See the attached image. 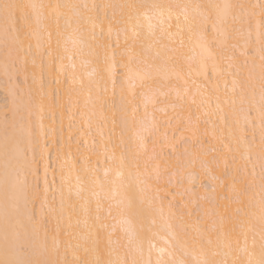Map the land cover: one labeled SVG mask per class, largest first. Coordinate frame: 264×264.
Listing matches in <instances>:
<instances>
[{
    "label": "bare ground",
    "instance_id": "bare-ground-1",
    "mask_svg": "<svg viewBox=\"0 0 264 264\" xmlns=\"http://www.w3.org/2000/svg\"><path fill=\"white\" fill-rule=\"evenodd\" d=\"M17 2L43 4L46 6H54L56 4L116 6L97 10L100 20H103V32L101 33L100 26L95 29L96 41L91 39L89 32H85V43L81 44L79 37L73 33V28L75 27V24H73L72 28L64 30L65 36L61 39L59 46L56 44L55 37L53 38L51 57L48 55L47 33H43L40 36L39 49L37 48L38 39L36 37L25 39L23 47L31 45L29 57L24 56L25 51L29 49L28 47L25 48L26 50L23 49L25 50L24 53L22 52L23 54L20 53L21 58L18 61H21L22 75L24 73V77L28 76V72L31 71L34 74L33 78H36L34 83L38 89H35L37 88L35 86V88L29 89L33 90L32 93L28 91V94L29 92L31 93L34 105L40 103L41 90L52 97L51 100L46 99L44 101L42 113L38 107L34 106L33 115L30 118L31 127L35 133L32 143H29L26 130L29 123L28 112L20 104L19 106H23L21 108L26 113L24 115L21 111V115L26 116L25 123L19 125L18 122L17 126H19H16L15 129L19 138L20 156L23 157L27 153L26 149L29 150L26 156L37 150L38 153L35 155L39 157L41 163L39 171H37L35 164L32 165L35 175L32 177L31 174V177H28V184L33 192L38 184L36 181H39L38 203L35 201L39 208L35 215L37 219L41 220L43 225L41 228V239L44 228L47 226L43 223L45 221L44 213L41 212V200L45 195L43 190L45 188V180H47L48 191L46 195L48 202L51 204L53 197H55L54 204L57 209L60 208L61 190L63 191L65 210L63 219L60 221L59 230L56 227L57 218L48 215L50 228L53 226L52 224L55 225V230L52 227L51 230L54 231L49 234V244H51L52 235L58 233L62 253L70 238L75 237V239H72L75 244L80 237L88 236L90 229L93 232L96 231L98 225L95 217L97 215V202L99 201L101 205L99 212L101 222L107 225V228L100 230L103 238L101 247L105 249L104 258H108V237L111 234L112 240L119 242L111 246L116 249V252L112 254L113 259L118 257L127 259L129 264H131L132 259L145 262L150 260L151 264H156L158 259L163 261L183 260L185 264H196L197 260L204 258L201 254V247L206 252L209 251L210 246L207 243L209 239L213 241L211 248L215 250L218 237L222 241V234L230 233V238L233 241V250L229 251L221 244L219 247L220 254L214 257L209 255V258L217 261L226 260L228 264H232L234 260L244 261V264H247L248 255L239 251L235 243L238 239L239 248L245 247V237L241 234V230L234 221L236 210L239 208L241 209L240 218L249 220L252 226V231L247 234V248L253 254V258L258 259L260 256L262 230L260 220L262 193L260 165L257 160L258 148L254 147L252 152L253 163L247 164L249 175L244 178V184L251 185V187L247 196L241 197L240 200L242 202L238 203L236 202L235 194L228 192L227 188L220 184V181L211 179V175L220 176L223 179V164L221 163L219 168L211 165L213 171L209 174L206 170L207 166H202L200 163V159L211 160L214 154L213 149L221 150L223 148L218 137L221 129L224 130L225 136L227 135V127L221 123L219 114L216 116L205 114L206 111L210 112L215 109L216 100L214 98L211 108L207 106L201 108L198 105L202 94H205V90L214 88L218 84L221 107L225 109V112H228L230 109L223 101H230L232 98L237 99L236 109L237 114L240 115L241 126L247 127V139L249 141L252 140L253 125L245 124L243 115L239 113V89H237L234 97L232 93L233 75L229 73L228 66L232 62L242 66L243 71L238 77L240 80L247 81L249 73L251 74V85H246V92L249 99L254 97L253 103L258 107L261 95L262 61L259 53L260 44L257 40L255 21H253L250 40H248L247 28L245 27L244 35L238 39L230 40L228 42L229 47L226 50H222L218 44L219 34L212 30V21L216 19V9L208 6L225 3L248 5L256 4L259 0H100L98 3L96 0H17ZM132 3L146 5L186 4L201 5L203 7L199 11L194 8L189 9L190 20L195 16L197 21L191 32L184 22L183 15H180V24L184 30L182 33L177 34V20L175 15H173L172 19L164 25L165 29H167L168 24L172 25L170 31L173 36L169 37L167 32L161 33L160 28L156 27V37L151 41H144L142 46L139 42H134L131 35V24H135L137 21L133 19L130 24L128 22L130 10L120 7ZM28 11L31 12V9ZM44 11L45 14H48L53 10L46 8ZM62 11L72 17L79 10L63 9ZM182 11V9H178L177 13ZM199 13H203L204 17L210 18L206 31L198 27L201 19ZM105 14L107 19H105ZM114 16L115 19L113 20ZM109 20H113L111 36L108 34ZM116 21L121 22L117 24ZM139 23L142 25V33H146L148 22L143 19V16H141ZM152 23L153 25H158L159 21L154 18ZM61 25L63 29V19L61 20ZM218 27H220L219 24ZM226 27L231 31L233 27L231 19L228 20ZM235 27H239V25L237 24ZM87 28L90 31L91 25H88ZM124 28H128L129 39L126 43L124 32H120V49L118 51L127 49L136 60L140 61L139 68L142 73L146 74L142 81L139 78H135V103L139 105V109L134 119L131 110L125 115L121 109L119 82L123 78V70L118 69V73L120 72L121 74L119 73L120 75L117 77L118 86L116 89L113 90L109 84L108 91L105 93L103 91L104 81L101 80V75L98 74L99 69L103 65L104 50L97 49L99 58L95 55H89V46L95 48L97 42H110L115 46L117 30ZM181 39L183 43H181ZM1 40L4 41L2 32H0ZM65 42L70 50L68 55L71 54L72 50L77 51L73 61H69L68 56L64 53ZM232 44H236L237 47L232 49ZM9 46L12 47L10 42ZM81 48L83 49L82 54L79 51ZM248 48L254 51V55H241V52ZM2 50L5 51V49H1L0 52ZM10 50L13 49L8 48V51H5L7 52L6 54L2 51L5 55L1 52L2 56L0 57L3 60L5 59L4 62L7 59L9 60L7 56H9ZM233 55L236 58L235 61L229 59ZM10 56L12 57V54ZM117 59L120 60L121 57L118 55ZM3 60L0 61L2 68L5 65ZM123 60L127 62L128 55H125ZM246 60L247 64L245 65ZM72 62L76 64L77 83L75 86L70 85L68 82V74L72 71L68 66ZM205 62L207 63L206 69L204 67ZM61 64L67 68V71L62 72L60 70ZM214 64L217 73L215 76L212 75ZM42 69L45 74L44 77L48 78L45 83L41 81V76L39 77ZM94 69H97V73H94ZM205 71L211 77V80L205 78ZM235 71V68L231 70L232 73H235ZM103 75L106 79V73ZM57 80L60 82L57 83ZM81 80L85 85L82 89L80 88ZM53 82L56 83V87L52 86ZM90 84L91 91H89ZM13 87H16L15 84ZM53 87L55 98L53 97ZM20 91L22 92L21 89ZM178 92L184 97L183 101L178 100ZM113 93L118 96L116 97L118 98V103H116L115 107L111 106L112 103L110 105L113 99L109 97ZM20 95L16 96L20 98ZM145 97H147V100H145ZM193 98L196 99L197 104H190ZM128 99L131 100L132 97L129 96ZM19 101L17 99V102ZM23 102L27 104L28 100L25 99ZM145 103H147V107H145ZM11 104L10 102L9 105L11 106ZM244 107L247 110L248 105L245 104ZM11 109L9 110L12 115ZM190 114L193 119L196 115L200 116L199 130L195 135L193 134V126L188 124ZM252 115L257 117L256 108H253ZM153 122L154 127H150L148 131H145V128L152 125ZM41 123L43 124L42 132L40 129ZM117 123L118 126L116 127ZM3 124L4 122L1 120L0 186H2L6 164L3 150L4 130L2 129L4 128H1ZM121 129L122 132H120ZM254 130L255 146H258L260 143V122L258 117L254 121ZM119 134H126L124 135L126 137L121 135L123 136L121 138ZM46 137H49L48 145H54V170H51L48 165V153L51 150L49 147L53 145L47 147ZM125 138H129V140H125ZM58 148L62 149L59 153V159H57ZM186 149L187 151H185ZM42 151L43 158L41 156ZM154 153L157 155L155 159H152ZM197 154H199L200 159H197L194 165L189 166L188 161L195 159ZM235 155L237 164L242 167L246 161L241 159L239 153ZM244 155L246 156L247 153H244ZM8 162L10 164L15 163L11 154L8 157ZM157 164L160 165L161 172L159 181L155 180ZM253 164H255L254 176L252 175ZM106 168L109 169L107 179L104 176ZM90 169H94L95 172L90 171ZM117 172H120L121 175L117 176ZM193 172L197 174L195 185L197 196L195 198L184 194V188L189 187L191 184L190 174ZM148 174H151L153 179L148 185H145L143 178ZM169 179H171V184L168 183ZM180 179H183V185L178 188L177 181ZM203 182H206V184L203 185ZM224 183L226 185L230 183V180H225ZM157 188H159V192ZM213 188L216 189L215 192L212 191ZM223 196H231L232 202L222 199ZM3 205L4 194L2 187H0V258L3 257L4 248ZM29 209L30 211L33 210L31 207ZM44 210L47 212V207ZM196 212H199V214ZM245 213H249V216L246 217ZM17 219L22 221V223L18 225L17 233H10V240L24 242L26 239L24 225L27 224V218H13L12 223H17ZM69 222L72 225L71 229L68 228ZM69 232H71L72 237L68 235ZM130 239L133 241L131 252L129 250ZM149 239L157 245V249L151 252H149ZM165 241L168 243H165ZM253 241H255V246H253ZM138 243L141 244L142 253L135 250ZM160 248H164L166 251L162 254L158 251ZM81 255L83 254L81 253ZM72 258L71 253H69L67 259L71 260Z\"/></svg>",
    "mask_w": 264,
    "mask_h": 264
},
{
    "label": "snow or ice",
    "instance_id": "snow-or-ice-1",
    "mask_svg": "<svg viewBox=\"0 0 264 264\" xmlns=\"http://www.w3.org/2000/svg\"><path fill=\"white\" fill-rule=\"evenodd\" d=\"M109 7H116L113 5H73V4H56V5H43V4H25L21 2H17V0H0V32L3 34V38L5 41V46H9V41H11L12 49L16 53V60H19L20 53L23 52V45L26 38L36 37L38 39L37 48H40L39 38L43 33H47V43L49 46L48 55L51 57V45L53 38L56 39L57 46L60 45L61 39L65 36V31L67 28H72L73 24L75 27L73 28V33L79 37V42L81 44L85 43L84 41V33L89 32L91 39L93 41L97 40V36L95 33V29L100 26L101 33L103 32V20H100L98 9H107ZM121 8L129 9L128 22L131 24V21L135 19L137 22L135 24H131V35L134 42H139L142 46L144 41H151L156 37L155 28L159 27L161 33L167 32L169 37L173 36V33L170 31L172 25L168 24L167 29L164 28V25L167 21H170L175 15L177 24L176 28L178 30L177 34L183 32V28L180 24V15H183L184 22L188 26V30L191 32L194 25L197 24L195 16H193L190 20L189 17V9L194 8L199 11L203 6L201 5H180V4H127L120 6ZM208 7L216 9V19L212 21V30L214 32H218L220 39L218 40V44L221 46L222 50H226L229 47L228 42L233 39H238L244 35V29L247 28V37L250 40L252 36L253 30V21H255V30L257 35V40L260 44L259 53L262 61V74H261V95L259 100V106L253 103V99H249L246 92V85H251V74L249 73L247 81H243L238 79L241 72L243 71L242 66L238 65L235 62L229 63L228 70L229 73L233 75L232 80V93L235 97L237 93V89H239V113L243 115V120L245 124L253 125V137L252 140L249 141L247 139V127L241 126L240 115L237 114V99L232 98L229 100H224L223 103L227 104L230 111L225 112V109L221 107V97L219 93L218 84L214 88H208L205 90V94H202V98L199 102L198 107L207 106L211 108L213 98L216 100V107L212 111H206L205 114L209 116H216L219 114V119L221 123L227 127V135L225 136L224 130H220V135L218 139L220 143L223 145L221 150L213 149V155L211 160H203L200 159L199 154L196 155L195 159H190L188 161V165L192 166L196 163L197 159H200V163L202 166H207L206 170L209 174L212 173L211 165H215L219 168L220 164H223V179L220 176L211 175V179L214 181H220L222 186H225L228 192L235 194L236 202H242L240 200L241 197L247 196L248 191L251 185L244 184V178H246L248 173L247 164L253 163L252 161V152L254 147L258 148L257 152V160L260 165V183H261V200H260V220L262 224L261 230V244H260V256L258 259L253 258V254L247 248V234L249 231H252V226L249 220L241 219L239 213L241 209L237 208L236 215L234 217V221L236 226L241 230V234L245 237V247L239 248V240L235 241L237 249L242 251L248 255L247 264H264V0H259L256 4H216L210 5ZM51 8L53 11L51 13L45 14V9ZM31 9V12L28 10ZM63 9L69 10H79L74 16L69 17ZM178 9H182L181 13H177ZM146 10V11H142ZM258 10V11H257ZM150 12L152 13L150 15ZM95 14V15H94ZM201 19L199 21L198 27L206 31L207 24L209 23L210 18L204 17L203 13H199ZM141 16L143 19L148 22L147 24V32L142 33V25L139 23ZM166 17V19H165ZM157 18L159 23L158 25H153L152 20ZM63 19L64 25L62 29L61 20ZM105 19L107 16L105 14ZM115 16L113 17V20ZM231 19L233 27L231 31L226 27L228 20ZM113 20L108 21V34L111 36L113 32ZM121 21H116L119 24ZM218 24L220 27H218ZM239 25V27H235V25ZM88 25H91V30L87 28ZM123 31L125 35V42L129 39L128 36V28L117 30V40L115 46L109 43H100L97 42L96 47L92 48L89 46V55H95L99 58V52L97 49L104 50V59L103 65L99 69L98 74L101 75V80L104 81L103 91L107 93L109 84L113 88L116 89L118 86L117 77L119 75L118 69L123 70V78L119 82L120 95H121V109L125 115H127L128 111L131 110L133 119L138 112L139 105L135 103L136 100V92H135V78H139L141 81L145 78L144 73L141 72L139 68L140 61L136 60L127 49L124 51H118L120 49L119 36L120 32ZM75 43V42H74ZM181 43L183 40L181 39ZM247 43V41H246ZM237 47L236 44H232L231 48L235 49ZM110 49V53H109ZM31 50V45H29V51ZM69 49L66 46L64 47V53L68 56L69 61H73L75 56L77 55L76 50H72L71 54L68 55ZM82 54L83 49H79ZM9 55H11V51H9ZM120 56L121 59L118 60L117 56ZM128 55L127 62H124L123 57ZM243 56H252L254 55V51L251 48L246 49L241 52ZM63 59V57H61ZM235 61V57L229 58ZM35 62V61H33ZM247 64V60L245 61V65ZM71 68V72L68 74V82L70 85L75 86L77 83L76 80V64L74 62L70 63L68 66ZM205 69L207 68V63H204ZM235 68V73H232L231 70ZM62 72L67 71V68L61 64ZM94 73H97V69L93 70ZM5 75L9 76V80L11 76L9 74L8 64L5 63L4 66ZM106 73V79L103 74ZM205 78L211 80V77L208 76L207 72H204ZM213 76L217 75L216 66L213 65ZM60 81L57 80V83ZM85 85L83 81H80V88H84ZM97 87H99L97 85ZM9 95L13 97V109L11 121H9L7 115V105H5V116H4V144L3 150L5 155V172L4 178L2 182V191L4 194V205H3V216H4V248H3V257L0 258V264H129L127 259L121 258H112V254L116 252V249L111 247L114 243L118 244L119 242H114L111 238V234L108 237V258H104L105 249L101 247L103 243V238L101 236L100 230L107 228V225L101 222V217L99 215L101 205L99 201L97 202V215L95 217L98 228L95 232L91 229L89 231L88 236L80 237L77 242L74 244L72 239L71 232L68 235L70 238L64 249L63 253L61 252V247L58 239V233L53 234L51 237V244H49V233L46 228L43 231V237L41 239V228L43 227L40 219H37L34 211H30L28 205L29 203L35 202L37 198H39V186L37 184L36 190L33 192L30 189L28 184V175L31 173L35 175L32 164L35 162L29 161L26 154L21 157L19 154V138L16 135V125L18 123V116L22 120L23 117L20 113L19 106L16 105V91L12 87H8ZM89 91H91V84L89 85ZM187 94V93H185ZM29 99L28 103L24 104L23 98H20V103L24 106V108L28 112L29 123L27 126V135L29 138V143L33 142V138L35 136L34 130L31 127L30 118L33 115L34 106L39 108V111L43 112V103L46 99L51 100L52 97L44 93L41 90L40 93V103L38 105H34V101L31 98V93L28 94ZM131 96L132 99H128ZM177 98L180 101L184 100V97L177 93ZM147 100V97H145ZM190 104H197L195 98L191 99ZM245 104L248 105L247 110H245ZM52 107V105H50ZM145 107H147V103H145ZM253 108H256L257 117L260 122V143L258 146H255V130H254V121L257 117L252 115ZM54 118V113H53ZM200 116L196 115L193 119L190 114L188 117L189 126H193V134L195 135L198 129ZM150 127H154V122L149 127L145 128V131H148ZM11 129V131H10ZM41 132L43 131V124H40ZM54 131V130H53ZM70 147V145H69ZM62 149H57V159H59V153ZM187 151V149L185 150ZM239 153L242 160L246 162L241 167L236 162V155ZM244 153H247L245 156ZM12 155L14 164H10L8 162L9 155ZM157 154H153L152 159L156 158ZM41 156L43 158V151L41 152ZM11 169V170H10ZM47 171V169H46ZM90 171L95 172L94 169H90ZM117 176H120L121 173L117 172ZM252 175H255V164H253ZM105 179L109 176V169H105L104 171ZM98 179V178H97ZM153 179L151 174L145 175L143 178V183L148 185L149 182ZM161 179L160 165L157 164L155 168V180L159 181ZM191 184L189 187L184 188V194L189 195L192 198L197 196V190L195 186V180L197 179V174L195 172L190 174ZM225 180H230V183L225 185ZM171 184V179L168 181ZM183 185V179L177 181V187ZM239 186V187H238ZM202 187H204L202 185ZM62 189V186H61ZM207 191V189L205 188ZM44 197L41 200V212L44 213L45 207H47L46 215L53 216L57 218V230L60 228V221L63 219V214L65 210V203L63 197V191L61 190V203L60 208L57 209L54 204L55 197H53V202L49 204L47 199V180H45V188H44ZM159 192V188H157ZM213 192L216 191L215 188L212 189ZM207 198V197H203ZM222 199L228 200L232 202L231 196H223ZM227 210V209H226ZM245 216H249V213H245ZM26 217L27 224L25 227V235L26 239L24 242H20L19 240H10V233L15 234L18 231V225L22 223L19 219H17V223H12L13 218ZM72 225L69 222L68 228L71 229ZM95 227V225H94ZM223 240L221 241L218 237V242L216 244V249L213 250L211 246L213 245V241L209 239L207 241L210 246L209 251H205L203 247H201V254L204 257L203 259L197 260L196 264H228L225 261H217L215 259L209 258V255L212 257L220 254L219 247L223 244V247L227 248L229 251L233 250V241L230 238L231 234H222ZM90 241V246H89ZM133 241L129 240V250L132 251L131 245ZM165 243H168L165 241ZM149 244V252L154 249H157V245L152 242L151 239L148 240ZM253 246H255V241H253ZM136 251H140L142 253L141 244L138 243L136 246ZM162 254L166 251L164 248L158 249ZM71 253L72 259L68 260L67 256ZM81 253L83 255H81ZM227 254V253H226ZM171 255V254H169ZM63 256V258H61ZM131 264H151V261H143L132 259ZM156 264H185L183 260L178 261H163L158 259ZM232 264H244V261L234 260Z\"/></svg>",
    "mask_w": 264,
    "mask_h": 264
},
{
    "label": "rangeland",
    "instance_id": "rangeland-1",
    "mask_svg": "<svg viewBox=\"0 0 264 264\" xmlns=\"http://www.w3.org/2000/svg\"><path fill=\"white\" fill-rule=\"evenodd\" d=\"M98 1H100V0H96V2L98 3ZM108 9V8H107ZM0 42H2V43H0V50L1 49H5V51H8V48L10 49H12V47H7V50H6V46H5V42L3 41V40H1ZM4 42V43H3ZM10 43H11V41H9ZM3 44V45H2ZM2 46V47H1ZM4 47V48H3ZM28 46H25V47H23V49H25V48H27ZM46 47V46H45ZM29 48V47H28ZM26 50V49H25ZM25 50H23V53H24V51ZM5 54L7 53V52H5L4 50H2ZM1 51V52H2ZM11 51V54H12V57L9 55V56H7L8 58H9V60L7 59V57H6V62H4L5 61V59L3 60V59H1V57H0V61H2L3 60V63L5 64V63H7L8 64V68H9V74H10V76H11V79L9 80V76L8 75H5V72H4V67L2 68L1 67V65H0V67L2 68V70H1V68H0V112H1V115H0V123H1V120L4 122V116H5V105H7V109H8V111H7V115H8V118H9V121H11V119H10V117L12 116L11 114H10V110L9 109H13V107H14V105H12L13 104V100H12V96H10L8 93H9V91H8V87H12V88H14L13 86H14V84H15V90H16V95H20V93H21V97L22 98H24L23 100H25V99H27L28 100V98H29V96H28V91H31V90H29V89H33V88H35V86L37 87V85L34 83L36 80V78H33V76H34V74H32L31 73V71L30 72H28V76H25L24 77V73H23V75H22V71L21 70H23L22 69V66H20L21 64H20V62L21 61H15L16 60V56H15V53H14V51L13 50H10ZM13 51V52H12ZM28 53H27V52ZM25 51V53H26V55H25V53H24V56H27V57H29V55L28 54H31V50H30V53H29V49L28 50H26ZM0 52V56H2V53ZM3 53V54H4ZM23 53H21V54H23ZM4 54V55H5ZM14 54V55H13ZM20 54V55H21ZM11 57V58H10ZM13 58V59H12ZM21 58V57H20ZM13 60V61H12ZM8 61H10V63H8ZM13 63H12V62ZM15 61V62H14ZM18 62H19V64H18ZM17 63V64H16ZM3 65V64H2ZM30 65H32V66H34L33 64H30ZM3 66H5V65H3ZM42 66H43V64H42ZM3 72V73H2ZM40 73V72H39ZM120 73V72H119ZM121 74V73H120ZM119 74V75H120ZM119 75H118V77H119ZM41 76V81L43 82V83H45L46 81H48V78L46 79L44 76H45V74H44V71H43V69H42V71H41V74H39V77ZM28 80V81H27ZM28 82V83H27ZM35 84V85H34ZM52 86H55L56 87V83L55 82H53V85ZM20 89L22 90V92L20 91ZM35 89H38V87L37 88H35ZM27 90V91H26ZM33 91V90H32ZM32 91H31V93H32ZM20 92V93H19ZM55 94V90H54V87H53V97L55 96L54 95ZM23 95V96H22ZM25 95V96H24ZM115 93H113L112 94V96L114 97H112V96H110L109 98H112L113 99V102H110V105H111V103H112V107L114 106H116V103H118V98H116V97H118L117 96V94L115 95ZM10 96V97H9ZM18 96H16V102H17V99H18V101H19V99L21 98H18ZM12 97V98H11ZM26 97V98H25ZM28 97V98H27ZM55 98V97H54ZM10 99V100H9ZM12 100V101H11ZM55 100V99H54ZM10 102L12 103L11 104V106L9 105L10 104ZM20 102V101H19ZM19 102H17L16 104L19 106V104L20 105H22L21 103H19ZM8 106H10V107H8ZM21 107H23V106H19V110H20V113H21V111H22V114H24L25 113V111H23L24 109L23 108H21ZM11 109V110H12ZM3 113V114H2ZM26 114V113H25ZM24 114V115H25ZM11 115V116H10ZM24 115H22V117L24 116ZM25 117L26 116H24L23 118H24V121L22 122V120L18 117L17 118V120L18 119H20V121H18L19 122V125L20 124H24L25 123ZM3 118V119H2ZM21 122V123H20ZM22 124V125H23ZM18 125V126H19ZM116 125V124H115ZM3 127H1V128H4V124L2 125ZM17 126V125H16ZM17 126V127H18ZM118 126V123H117V125H116V127ZM121 128V127H120ZM2 130H4V129H2ZM1 130V131H2ZM3 132V131H2ZM120 132H122V129L120 130ZM248 133V132H247ZM120 135V137L122 138L124 135H126V134H119ZM121 135H123V136H121ZM124 137H126V136H124ZM49 138V137H48ZM47 137L45 138L46 139V143H47V147L48 146H50V145H53V144H50V145H48V139ZM125 140H129V138H125ZM206 140V139H205ZM57 142H58V139H57ZM56 142V143H57ZM53 147H54V145L53 146H51V147H49V148H51V150H49V153H48V165H49V167H50V169L51 170H54L55 169V166H54V157H53ZM36 151V152H35ZM52 151V152H51ZM26 154L28 155V152H29V150H27L26 149ZM38 152H37V150H34L33 151V153H31V155H30V153H29V156H27L28 158L29 157H33V155H34V157L33 158H29V160L31 161V160H34L35 162L32 164V165H34L35 164V167L37 166V171H39V169H40V161H39V157L37 156V155H35V154H37ZM28 177H31V173L28 175ZM32 177H33V174H32ZM197 180V179H196ZM196 180H195V185H196ZM34 182V181H33ZM37 183H38V185H39V181L37 180L36 181ZM204 184H206V182H203V185ZM40 189V188H39ZM181 197H183V196H181ZM36 202H37V199L35 200ZM36 202H34V204L33 203H30L29 204V207H31L33 210L32 211H34V213L36 214L37 213V210H38V208L39 207H37V203ZM32 204V205H31ZM45 213H47L46 212V210H44V214H43V217H44V220L45 221H43V223H44V225H47L46 226V229L48 230V232H49V234H52L53 233V231L55 230V225L54 224H52L53 226V228H54V230H51V228H50V223L48 224V215H46ZM197 213V212H196ZM197 214H199V212L197 213ZM44 215H46V216H44ZM45 222H47V223H45ZM50 229V230H49ZM52 232V233H51ZM64 236V235H63ZM65 236H66V234H65Z\"/></svg>",
    "mask_w": 264,
    "mask_h": 264
}]
</instances>
